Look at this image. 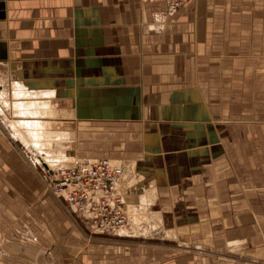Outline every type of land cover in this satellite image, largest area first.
<instances>
[{
	"label": "crops",
	"instance_id": "1",
	"mask_svg": "<svg viewBox=\"0 0 264 264\" xmlns=\"http://www.w3.org/2000/svg\"><path fill=\"white\" fill-rule=\"evenodd\" d=\"M13 66L26 85L52 92L58 113L44 108L41 118L33 117L41 122L40 138L48 126L63 123L97 132L107 124L137 125L152 145L161 144V157L172 154L167 173L180 184L182 171L191 168L184 180L193 177L199 187L194 196L206 195L209 187L210 197L226 204L243 197L232 152L212 143L217 129L206 127L236 121L222 118L235 113L234 105L264 106V0H186L172 11L165 0H0V71ZM0 77L7 88V77ZM0 101V112L9 115L8 100ZM204 133L210 141L185 150ZM177 144L181 149L167 148ZM193 151L195 163L184 161ZM202 151L209 162L200 159ZM18 153L0 126V264H264L199 252V246L154 249L122 238H88L67 209L53 207L52 197L10 191L25 182ZM68 160L55 156V166L48 161L54 169L76 161ZM129 187L127 207L149 213L150 200ZM35 192H41L37 181ZM133 227L124 235L136 236Z\"/></svg>",
	"mask_w": 264,
	"mask_h": 264
},
{
	"label": "rangeland",
	"instance_id": "2",
	"mask_svg": "<svg viewBox=\"0 0 264 264\" xmlns=\"http://www.w3.org/2000/svg\"><path fill=\"white\" fill-rule=\"evenodd\" d=\"M16 68L13 66L9 73H6V69L0 71L1 76L7 77L8 83V87L5 88L0 77V84L3 87V89L0 87V100H8L10 106L9 115L0 112V126L7 132L12 144L19 151L18 154L13 155L25 169H21L20 173L21 176L25 173L23 177L25 182L19 186L22 191L17 190L15 186L11 187L10 191L15 194V197H52L45 193L38 177L42 183L47 182L50 177H53L51 176L53 171L50 174L39 163L38 154L50 159L49 161H52L55 156H69L68 161H73V159L76 161L88 160L98 155L116 157L123 163V177L126 185L130 186L129 189H136L138 196H144L150 200V203L147 202L146 205L149 213L146 216L138 210L143 217L136 218V222L129 221L128 228L135 226L133 228L138 229L137 235L131 237L124 235L129 234L127 230L119 234L92 233L80 216L67 210L75 224L88 238L110 240L122 238L145 246L150 245L154 249L166 246L179 249L195 247L197 249L199 246V252L206 250L215 253L217 251L221 254H229L228 256L254 259L264 263V121L259 122L258 120L264 118V106L234 105L232 109L236 114L229 116L225 114L222 118H234L236 121L222 122L217 128L206 127L209 132L217 129V135L211 137L212 143L223 146L224 149L227 148L232 152L233 171L237 175L233 173V177L240 179L243 186V197L226 204L225 198L221 202L222 197H210L209 187L206 188V195H193V189L195 188L197 191L199 187L193 186V177L184 180L185 175H189L190 167L187 168V166L182 171L181 184L174 173L169 175L166 165L172 154H163L161 157V144L152 145L150 139H145L144 133L142 134L137 125L107 124L103 131L97 132V128L91 125H89L91 129L88 130L81 123L68 127L63 123L61 126H48L45 129V134L41 138L39 137V144L33 145L35 143L33 138L24 134L22 120L33 119L34 116L41 118L44 108H47L50 114L58 112H55V105L51 104L53 95H50L52 92L47 91L50 88L38 90L26 85L23 82L25 75L21 71L15 70ZM14 80L22 87L14 86ZM36 93L40 94L36 95ZM28 98L35 99L36 104L30 103ZM18 100L21 103L15 105V101ZM20 106L23 112H20ZM243 109L245 112L242 111ZM138 132H141V135ZM163 132L169 134V132ZM249 133L251 134L250 138L247 137ZM202 138L200 142L186 144L185 150L200 149L205 145L206 140L210 141V135L207 137L205 133ZM47 142H52V146H48ZM172 146L174 147L167 148L175 151L181 149V145L180 147L178 144ZM205 151H202L200 159L202 162H209ZM195 152H189L184 161L195 163L196 157H198L197 154H194ZM205 155L206 157H204ZM52 162L55 166V162ZM202 170L203 173L206 172V169ZM23 171L25 172L23 173ZM190 175H193V171L190 172ZM34 179L38 182L41 192H35L36 181ZM43 187L47 189L45 185ZM127 191L125 192L126 197ZM52 198L54 208L67 209L62 202L60 203L57 199L55 201V197ZM144 226L147 227L143 229ZM36 239L35 237L32 241H37ZM2 252L3 250L0 248V255Z\"/></svg>",
	"mask_w": 264,
	"mask_h": 264
},
{
	"label": "built area",
	"instance_id": "3",
	"mask_svg": "<svg viewBox=\"0 0 264 264\" xmlns=\"http://www.w3.org/2000/svg\"><path fill=\"white\" fill-rule=\"evenodd\" d=\"M175 10L186 0H165ZM51 174V173H50ZM47 186L54 197L80 216L96 234H116L129 223L123 186L124 166L120 159L95 156L53 170ZM57 199V198H56Z\"/></svg>",
	"mask_w": 264,
	"mask_h": 264
},
{
	"label": "bare ground",
	"instance_id": "4",
	"mask_svg": "<svg viewBox=\"0 0 264 264\" xmlns=\"http://www.w3.org/2000/svg\"><path fill=\"white\" fill-rule=\"evenodd\" d=\"M0 87H1V85H0ZM17 90V89H16ZM15 90V91H16ZM18 92V91H17ZM19 93V92H18ZM2 103H1V101H0V110H3V108H2ZM23 111V110H22ZM29 113V112H28ZM42 121V120H41ZM22 123H23V126H24V133L26 134V135H28L29 137H31V138H33L32 140H34V144L33 145H38L39 143V141L38 140H40L39 139V136H40V134H41V122H39V120H36V119H29V120H27V121H23L22 120ZM36 138H38V139H36ZM40 153V152H39ZM43 153V152H42ZM38 157V160H39V163H41V165L47 170V171H49L50 169H53V168H51L52 166L50 165V163H49V161L48 160H50V159H46L45 157H43V155L42 154H38L37 155ZM51 171V170H50ZM50 173V172H49ZM52 174H53V172H52ZM43 184L45 185V187L47 188V189H49L51 192H52V190L47 186V184L45 183V182H43ZM125 188L127 189L128 188V186L126 185V183H125V186H123V192H124V190H125ZM53 193V192H52ZM125 193V192H124ZM125 201H126V198H125ZM126 204H127V202H126ZM136 207V208H135ZM137 206H133V205H130L129 206V208L127 207V205H126V212H127V214H128V217L130 216V217H132V222L134 221V222H136V218H141V217H143V215H140L139 213H140V211L136 214V211H137ZM129 221H130V218H129ZM129 224V223H128ZM128 224L127 225H125L124 227H122V228H119V229H117L116 230V234H119V233H121L122 231H125L126 230V228H127V226H128ZM113 234V233H112Z\"/></svg>",
	"mask_w": 264,
	"mask_h": 264
},
{
	"label": "water",
	"instance_id": "5",
	"mask_svg": "<svg viewBox=\"0 0 264 264\" xmlns=\"http://www.w3.org/2000/svg\"><path fill=\"white\" fill-rule=\"evenodd\" d=\"M40 180V179H39ZM43 184V183H42ZM44 186V185H43ZM44 191H45V193H48L49 195H52V197H54V195L48 190V189H45L44 188ZM58 203V202H57ZM60 205V204H59ZM38 260H39V258H38Z\"/></svg>",
	"mask_w": 264,
	"mask_h": 264
}]
</instances>
